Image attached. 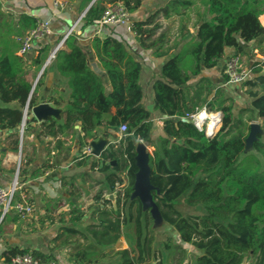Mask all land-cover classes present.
<instances>
[{
  "label": "trees",
  "instance_id": "obj_1",
  "mask_svg": "<svg viewBox=\"0 0 264 264\" xmlns=\"http://www.w3.org/2000/svg\"><path fill=\"white\" fill-rule=\"evenodd\" d=\"M90 1L84 0L83 6ZM113 1L117 0H95L84 14L80 30L96 26L103 4ZM119 1L130 12L140 6V0ZM192 4L193 0H170L144 21L133 22L130 29L142 36L151 33L143 27L152 24L159 14L163 17L179 14L181 8ZM202 5L203 16L207 18L201 16L194 23L196 33L187 31L191 39L162 64L160 79L152 85L154 110L163 117L161 134L155 138L152 114L143 104L139 83L141 65L121 40L94 36L86 51L76 36L70 34L32 90L33 83L26 80L31 62L38 71L50 48L56 45V39L38 43L41 47L31 62L25 56L18 57L16 51L21 40L36 26L38 19L26 13L15 19L11 13L0 10V102L9 105L0 107V131L10 132L14 138L13 152L18 150L24 111L27 109L23 129L26 137L35 122L30 110L42 102L60 110L59 120L52 117L43 120L47 130L55 136L69 133L76 136L78 150L98 136L117 140L119 125H127L126 135L112 143L99 158L85 156L80 151L75 157L80 158L76 163L79 168L87 167L89 171L97 168L103 175L93 197L95 202L110 203L104 200V193L120 186L124 172L128 184L117 193L115 208L92 205L83 210L75 204L65 214L76 226H62L63 233L53 240L66 234L61 242L64 245L71 237L78 236L72 241L69 263L105 264L115 260L113 264H147L151 258L155 262L158 251L152 246V218L138 199H130L137 171L135 145L141 141L153 147L149 156L152 199L163 225L174 230L180 240V244L169 239L163 242L168 257H173L172 262L184 264L187 247L193 254L188 264H244L246 260L249 264H264V134L257 136L252 151L244 153L249 125L233 115L231 104L223 100L218 103V93H212L211 83L201 76L224 58L226 49H232L238 56L243 52L240 43L256 40L264 43V27L259 20L264 14V0H202ZM90 52L104 75L92 67ZM262 66L255 63L251 68L255 76L242 82L252 102L249 109L240 113L255 112L258 118H264ZM197 77L198 81L191 85L192 78ZM60 82L64 83V91L59 89ZM203 107L208 113L221 112L220 127L214 135L207 136L190 121H182L189 120L190 115ZM111 109L115 114L106 119L104 114ZM75 126L80 127L81 136ZM28 164L29 160L24 163ZM24 175L25 169L20 167L18 177ZM86 215L90 222L82 224ZM129 231L134 243L133 246L130 243V250L108 253L118 245L121 236L129 241ZM26 253L39 262L56 261L52 250L42 253L18 247L6 250L3 257L8 261L14 255ZM154 264L166 263L159 259Z\"/></svg>",
  "mask_w": 264,
  "mask_h": 264
},
{
  "label": "crops",
  "instance_id": "obj_2",
  "mask_svg": "<svg viewBox=\"0 0 264 264\" xmlns=\"http://www.w3.org/2000/svg\"><path fill=\"white\" fill-rule=\"evenodd\" d=\"M54 1L61 4L60 7L59 6L54 7L53 6ZM83 1L84 0H0V10L5 13H11L15 19H17L23 13L31 14L35 16L37 19H49L51 22L52 35L50 36V39H48L49 38L48 37L45 41L40 43V44H44L45 42L47 41L49 42L50 40L53 42L56 39V45H53L50 48L47 54L48 56L49 53L53 50V48L58 45L63 35L67 33L74 26V24L78 21V19L85 12V10L88 7H90L95 0H91L85 6H83ZM169 1L170 0H140V6L131 13L129 12L130 22L133 23V22L144 21L149 15L163 8ZM201 4H202V0H193V4L188 6L187 8H181L179 10V14L172 13L170 14L169 17H163L161 14H159L154 19V22L152 24L143 27L144 29L151 31V33L145 34L143 36L137 34L135 31H131L130 29L131 26H121V25L110 27L108 30H104L101 32H97V26H93L86 29L85 31H81L80 26L82 24V20L76 25V27L73 30V34L76 36L78 42L85 47L86 51H88V48L90 46V40L94 36L99 38H104L106 36H113L116 39L121 40L127 46L129 52L141 65L139 83L144 95L143 104L144 107L148 111H150L152 115L154 114V116L158 120L156 124L158 129V135H160L162 131L163 117L161 116V114H159L157 111L154 110V93H153L152 85L155 81L160 79V69L162 64L166 62L169 58L177 54L179 50L182 48V46L185 45L191 39L190 33L194 34L193 25L198 20L199 17L203 16L204 13L203 10L204 8ZM203 17L205 18V15ZM259 20L264 27V14L260 16ZM187 31H189L190 33H188ZM240 46L242 47L243 52L238 56L240 58V62L243 65V67L250 69L257 62L262 63L263 65L264 43L259 44L258 40H256L247 44L240 43ZM40 47L41 46H39V44L34 45L32 50L27 55H25V59H27L30 62L34 60L38 55V49ZM60 48H63V44L60 46ZM234 54L235 53L232 49H226L224 58L220 59L217 62V65L213 69L208 71H203L201 76L207 77L208 81L211 83L212 93L215 92L218 93L220 97L218 103L221 100H223L225 101V104H231L232 112L235 117L242 119V121L248 125L252 122L258 123L260 129L262 130V134H264V118L256 117L255 112L243 111L240 113L241 110L249 109L250 104L252 102L251 98L247 95V87L244 86L242 83L237 85H231L226 83V78L224 76L223 70L227 59L233 56ZM89 58L94 70L96 69L100 72V74L104 75L103 71L98 66L96 58L92 52H90ZM41 67L37 71L36 67L31 62V68L28 74L26 75V80L34 84L41 70ZM262 68L264 69V66H262ZM254 76L255 74L250 73L248 78L251 79ZM47 79H49V76L46 78V80ZM197 81H198V77L192 78L190 84L194 85ZM61 82L59 84L60 86L59 89L61 91H64L65 90V87L63 85L64 83L62 84ZM47 88L49 89V87ZM253 91L255 90L253 89ZM0 107H9V105L2 104L0 102ZM198 112L205 113L206 116L209 117L210 119L215 118V116L217 115L221 116V112L218 111V112L208 113L206 112L204 107ZM114 114H115V110L111 109L108 113L104 114V117L106 119H110L111 117L114 116ZM248 118L251 119L250 122L247 121ZM25 121L23 124V129L25 127ZM219 127L216 128L215 130L213 129V135L217 133ZM74 129L79 131L80 136L82 135L79 126L74 127ZM30 134L35 138L41 136L44 137L47 136V138H51V139L56 138V160L59 159L58 162L56 161L57 162L56 170L65 168L63 166L68 165L66 169H68L69 166L70 167L75 166L77 169H81L83 173L84 172L85 174L87 173L85 171L86 169L83 170L84 168L81 167L79 168L78 166H76V163L80 160V158L75 159V157H77L78 154L77 152L80 151L85 156L89 155L87 145H84L83 147L80 148V150H78L80 145L76 136L70 133L66 136H60V135L55 136L47 130L46 126L43 124L42 121L34 122L33 127L30 130ZM22 137H23V130L21 132V125H20L18 145L21 144ZM13 139L14 138L10 136V132L0 131V186L6 188L9 187L13 181L14 175L15 174L18 175V171L20 167L21 169H25V175L20 177L21 188L19 191V195L18 194L16 195L17 198L21 200V198L24 197L22 195L21 189L30 182L27 176V171H29V168H30V172L34 170L37 166L38 160H37V156H36V160L35 157L31 159L28 158L27 163L29 160V164L25 166L24 163H26V161H24V157L22 156L23 151L20 153L19 156H17V153L11 150ZM107 139L114 144L115 142L118 141V139L116 140L113 138H107ZM20 150L21 149L19 148V151ZM67 151L68 154L66 153ZM72 157H74L73 160ZM61 161H67V162L64 164L61 163ZM18 162L20 165H18ZM90 174L93 175L94 177L99 176L100 180H102L103 178L102 173H99L97 168H94L93 171H90ZM100 180H98L99 182L98 181L94 182V180L87 179L85 177L84 179L80 180L79 184L81 186L86 185L88 188L90 187L94 189L93 194L95 195L97 190L101 186ZM120 189L121 186L116 185L115 191H118ZM106 194L108 193L105 192L104 195ZM70 201L73 206L76 204L75 202H73V199H70ZM29 205L32 206L33 208L32 204L29 203ZM92 205H100V208L112 207L111 203H109L108 205L106 204L104 205L102 200L98 203L95 202V200H92V203L89 204L86 207V209ZM77 206L81 208L79 204ZM184 210L188 211V209L185 207ZM9 212L7 213V215H9ZM6 216L4 215L3 218ZM0 219H2V216L0 217ZM89 222L90 220L86 215L81 223L86 224ZM1 224L2 221L0 220V264H5L7 262L5 260V257H3V254L6 250L12 247H18L20 249L28 248L31 250H38L42 253L49 252L47 249L35 248L25 243L20 245H13V244L7 245L5 241L9 238V233L8 234L6 233L5 225L4 227H2ZM64 225L68 227L76 226V225H72L71 223L70 225H66V224ZM64 225L58 227L59 230H57L55 233H53V235H51L52 238L51 240L53 242H55L53 238H55L57 234L63 233L61 227ZM162 229L164 230L161 231V233H159L158 229H156L157 231L154 229L156 238L154 239L152 246L158 251L156 253L155 262H158L159 259H161L164 260L166 264H175L174 262H172L173 257L172 256L168 257V252L165 249L163 242L166 239H170L171 243L180 244L179 237L176 233L172 231L170 227L163 225ZM129 233H130L129 241L126 240L123 236H121L118 241V245H115L112 250H108L107 252L113 254L117 250H130V243L132 246L134 245V243H133V237L131 236L132 232L129 231ZM65 238H66V234H63L61 238L56 241V251L53 250V255L56 258V261L59 262L60 264H71L68 261V256L73 252L74 243L72 241L78 238V236L71 237V239H68V243L63 245L61 244V242L65 240ZM160 246L162 247V250L161 248H159ZM181 246L184 247L185 245L184 246L181 245ZM185 249H186V253H185L184 264H188V258H189V254L187 252L188 248L186 247ZM153 260L154 258H151L146 263L154 264L155 262ZM114 261L115 260L110 262L107 261L105 264H113ZM244 264H249V260H246Z\"/></svg>",
  "mask_w": 264,
  "mask_h": 264
},
{
  "label": "rangeland",
  "instance_id": "obj_3",
  "mask_svg": "<svg viewBox=\"0 0 264 264\" xmlns=\"http://www.w3.org/2000/svg\"><path fill=\"white\" fill-rule=\"evenodd\" d=\"M205 18H207V15H205ZM152 121L154 124L153 138H155L158 135L156 125L158 120L154 114L152 115ZM115 136L118 139V134ZM49 139L51 138H47V136L35 138L29 133L26 137H22L21 144L18 145L20 147H18V151L16 152L17 156H19L23 151L22 156L24 157V161H27L28 158L31 159L34 157L36 160V156L38 160L36 168L31 172L30 168L29 171H27V176L30 182L21 189L22 195L24 196L22 199H24L28 205L29 203L33 205V212L29 216H21L11 210L9 215L0 219L2 221V227L5 225L6 233H9V238L5 241L7 245H20L25 243L35 248H44L48 251H56V241L53 242L51 240V235L59 230L58 227L61 225H70L68 216L66 217L65 215L73 209L70 199H73V202L77 205L79 204L83 210H86V207L92 203L94 189L90 187L88 188L86 185L81 186L79 183L80 180L85 177L97 182L100 180L99 176L94 177L91 175L87 167H84L83 169H86V174H83V171L81 169H77L75 166H69V168L66 169L68 165H64L63 167L65 168L56 170V163L59 161V159L56 160V138H52V141ZM143 144L146 146V151L151 155L153 147L147 145L146 143ZM48 147H50V153H47ZM19 148L21 149L20 151ZM66 153L68 154V151ZM77 153V155H79V152ZM73 158L74 157H72V160ZM66 162L67 161H61V163L64 164ZM18 165H20L19 162ZM120 177V186L122 189L128 184L127 173L124 172ZM20 179L21 178L18 177V175H14L13 180H16L18 185L21 183ZM101 181L102 180H100V182ZM17 199L18 198L16 196V200ZM178 207H182L180 202L178 203ZM188 212H190V210ZM194 212L195 214L199 213L198 211ZM64 217L65 220L61 221ZM152 221L153 230L158 229L159 233H161V231L164 230L162 229L163 224L157 221L155 222L153 219ZM154 231L153 237L155 239L156 234ZM172 231L176 233L174 230ZM159 248L162 250L161 246ZM187 252L189 254V263L193 254L190 248H188Z\"/></svg>",
  "mask_w": 264,
  "mask_h": 264
},
{
  "label": "built area",
  "instance_id": "obj_4",
  "mask_svg": "<svg viewBox=\"0 0 264 264\" xmlns=\"http://www.w3.org/2000/svg\"><path fill=\"white\" fill-rule=\"evenodd\" d=\"M61 4L56 1L53 2V6H59ZM129 11L124 6V4L117 0L113 2H106L103 4V12L102 15L96 24L97 32H101L104 30H108L110 27L114 26H131L132 23L129 19ZM83 16L78 19V21L74 24V26L63 35L58 45L53 48V50L49 53L47 57H49L48 65L53 60L56 51L63 44L64 40L73 33L76 25L81 22ZM52 35L51 22L49 19H38L36 22V26L21 40V46L16 51V55L18 57H24L28 54L34 45L42 42L44 39H47ZM47 65V66H48ZM46 66V67H47ZM223 73L226 75L227 84L237 85L244 82L251 73V68H245L240 62V58L237 55H233L229 57L225 63V67ZM35 85V84H34ZM202 112V111H200ZM200 112L192 114L189 116V121L192 125L199 131H206L205 123L198 126L196 124V120ZM221 121V116L215 119L216 128L219 127ZM127 133V125L126 123H122L118 127V140ZM206 134V133H205ZM213 135V133H212ZM20 185H18L16 180H13L9 187L0 186V214L3 217L9 211L13 210L18 215H31L33 212L32 206L28 205L22 198L16 200V195L20 190ZM120 190L117 191V193ZM5 264H60L57 261H47V262H39L34 259L29 253L26 254H17L12 256Z\"/></svg>",
  "mask_w": 264,
  "mask_h": 264
},
{
  "label": "water",
  "instance_id": "obj_5",
  "mask_svg": "<svg viewBox=\"0 0 264 264\" xmlns=\"http://www.w3.org/2000/svg\"><path fill=\"white\" fill-rule=\"evenodd\" d=\"M88 8L85 10V12L88 10ZM85 12L81 15V17L84 16ZM193 32L196 33L197 28H195ZM48 60L49 57H47L46 60L44 61L34 84L40 78L43 70L48 65ZM263 66H264V62H263ZM96 72L100 73L98 70H96ZM34 84L32 90L34 88ZM26 114H27V109L24 111L23 114V119L21 123V132L23 130V124L26 119ZM30 114L35 119V121L43 122V120H45L48 117H52L57 120L60 119V110L52 107L50 103H40L32 107L30 110ZM182 121L185 123L189 122L188 119H184V118L182 119ZM261 134H262V130L260 129L258 123L252 122L249 124V130L245 138L244 153H248L252 151L253 143L258 140L257 136ZM206 135L211 136L212 134L208 135L206 133ZM111 144L112 143L108 139L103 138L102 136H98L97 139L91 140L87 144V147L89 149V155L94 158H99L101 154L105 150H107ZM149 156L150 154L146 151V146L141 141L140 142L138 141L135 145V156H134V164L137 171L134 174L130 199H138L142 209L148 210V213L155 222L157 221L159 223H162L160 219L159 211L151 195V192L154 190V187L150 184ZM111 164L114 165L115 162L113 161L111 162ZM116 199H117V191L115 190L112 191L111 193L104 195V200L109 201L113 208H115L116 206Z\"/></svg>",
  "mask_w": 264,
  "mask_h": 264
},
{
  "label": "bare ground",
  "instance_id": "obj_6",
  "mask_svg": "<svg viewBox=\"0 0 264 264\" xmlns=\"http://www.w3.org/2000/svg\"><path fill=\"white\" fill-rule=\"evenodd\" d=\"M220 117L219 115L215 116V118L210 119L209 117L206 116L205 113H200L198 115V118L196 120V124L198 126H200L201 124L205 123V127H206V133L208 135H211L213 133V129H216V125H215V119Z\"/></svg>",
  "mask_w": 264,
  "mask_h": 264
}]
</instances>
